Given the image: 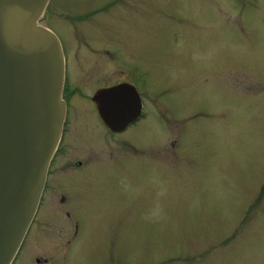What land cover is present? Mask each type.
Instances as JSON below:
<instances>
[{
	"label": "rangeland",
	"instance_id": "obj_1",
	"mask_svg": "<svg viewBox=\"0 0 264 264\" xmlns=\"http://www.w3.org/2000/svg\"><path fill=\"white\" fill-rule=\"evenodd\" d=\"M109 1L53 6L78 19ZM243 19L252 27L238 29ZM76 29L93 49L113 48L148 73L150 99L177 104L187 145L182 155L170 149L174 134L155 109L113 137L92 111L73 109L70 154L99 155L85 170L57 175L65 208L49 188L16 264H61L72 228L65 214L81 225L69 264H264V214L256 212L264 199V0L251 11L247 0H125ZM93 56L84 48L77 57L75 83ZM88 74L96 77L86 81L90 96L121 82L101 59ZM65 167L63 155L51 179Z\"/></svg>",
	"mask_w": 264,
	"mask_h": 264
},
{
	"label": "water",
	"instance_id": "obj_2",
	"mask_svg": "<svg viewBox=\"0 0 264 264\" xmlns=\"http://www.w3.org/2000/svg\"><path fill=\"white\" fill-rule=\"evenodd\" d=\"M47 1L0 0V264H11L33 220L65 115L61 49L38 25ZM129 95L118 86L94 97L110 129H121Z\"/></svg>",
	"mask_w": 264,
	"mask_h": 264
},
{
	"label": "flooded vegetation",
	"instance_id": "obj_3",
	"mask_svg": "<svg viewBox=\"0 0 264 264\" xmlns=\"http://www.w3.org/2000/svg\"><path fill=\"white\" fill-rule=\"evenodd\" d=\"M125 0H112L109 2H106L100 6L95 7L94 9H88L85 12L82 13V16L78 19H72L74 16L72 13H65L60 12L57 8H55V5L53 6V0H48L45 6V9L43 13L41 14L39 18V25L41 27L48 29L51 31L56 39L58 40V43L61 48V53L63 57V64H64V77H63V88L61 93L62 101L65 105V118L61 129V135L60 139L58 141V145L54 151V154L52 156V159L49 163L46 178H45V184L41 193L40 201L38 204V208L35 214V217L29 227V230L27 232V235L25 239L23 240V243L19 249V252L12 264H16L20 253L22 252V249L30 235V232L36 222V219L39 215L42 202L44 200V197L49 191V188H51L52 193L56 192L58 194V202H56L62 209L65 208L66 205V197L63 193L57 191L55 189L56 186V178L57 175L60 172L63 171H69V172H79L81 170H85L86 168L91 166V160L94 157H97L99 154L94 153H85L84 150L81 149V153L78 155H71L70 154V141L68 139L69 129L71 125V117L73 109L83 111L88 110L92 111L94 113V116L97 118L98 124H100L101 129H103V133L106 134L109 137L113 136H120L124 133L129 132L131 128L137 126L144 120L149 113H151V109H155L161 116L165 117V121L167 122L169 128L172 130V134L174 136H170V149L176 150L179 152V154H184L183 148H185V145H187V139H186V131H185V123L180 121L179 113L177 104L169 97H161L159 99L151 100V89L149 88V85L147 83V72L141 71L135 64H128L123 61L118 51H116L113 48H106L103 50H100L99 52L91 47V45L84 39V37L78 33L76 29L77 23H82L89 19L92 15L96 13H101L107 11L110 7H112L115 4H118L120 2H123ZM235 1V0H232ZM237 2L245 1V0H236ZM258 0H247V11H251L254 6H257ZM211 15V14H209ZM208 17V13L206 14V18ZM46 21L42 23L43 21ZM244 20V19H243ZM250 21V20H249ZM244 21H240V24L238 25V29L243 30L244 28H248L251 26L250 24L247 25L244 24ZM247 26V27H246ZM252 27V26H251ZM64 30V34L62 30ZM244 29V30H245ZM259 30V29H255ZM65 33L67 35H65ZM251 33L249 36V39L247 40V49L251 50L252 47L256 45V42L251 38V35L254 34L253 31L248 32ZM86 48L90 54H93V59L88 60L86 63V73L81 76L82 83H75L73 81L76 73V62L77 57L82 56V51L84 48ZM104 60L105 63L112 69L113 73H115L121 80L120 83L114 84L108 87H101L97 88L92 96L88 93L87 87H86V81L87 80H93L96 77H94L92 74L89 73V67L92 68L98 60ZM96 66L94 67V69ZM88 69V71H87ZM92 69V70H94ZM91 70V71H92ZM88 72V73H87ZM110 75V74H109ZM124 87L127 89V91L130 93L129 97L126 98V105L121 109V112H119V115H117V118L121 121L124 120L122 123L116 124V128H121L118 130L110 129L106 123L103 121L102 117L100 116L99 109L97 103L94 101V97L98 95L100 92L112 90L115 87ZM78 100H82L83 103L86 101L90 102V106L86 105H77L79 102ZM76 103V104H75ZM87 108V109H86ZM92 108V109H91ZM138 110L139 114L136 117L135 112ZM129 120L128 123L125 124V121ZM88 121L85 123L84 126V138L87 139V128H88ZM172 123L179 124L178 126H175L174 128H171ZM167 128V129H169ZM171 134V132H168ZM84 143V142H82ZM65 155L69 159V166L71 167H65L63 169H60L56 174L54 179L52 180L51 177L53 176V169L54 165L57 163L58 159ZM93 155V157H90ZM255 206V205H254ZM249 205L247 208H250ZM253 208H250L247 211V214L251 212ZM258 214H264V199L260 202V206L258 205V210H256ZM65 214V211H64ZM257 214H255L256 216ZM253 216V215H251ZM251 216L248 219H251ZM65 217L68 218V224L72 226L70 232L66 234V236L63 238L59 245V251L60 254V263L61 264H69L73 258V252H72V244L74 242L75 237L79 234L81 225L77 218H73L70 215H66ZM39 264H46L47 262L45 260H36ZM113 264H118V259L113 262Z\"/></svg>",
	"mask_w": 264,
	"mask_h": 264
}]
</instances>
